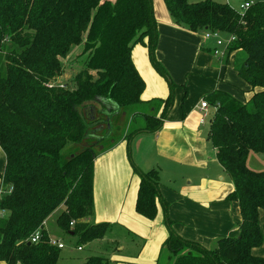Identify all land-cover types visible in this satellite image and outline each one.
<instances>
[{
    "label": "trees",
    "instance_id": "obj_1",
    "mask_svg": "<svg viewBox=\"0 0 264 264\" xmlns=\"http://www.w3.org/2000/svg\"><path fill=\"white\" fill-rule=\"evenodd\" d=\"M163 1L180 28L234 36L224 58L234 51L246 54L236 71L252 97L243 101L222 88L204 97L217 107L207 139L231 177L234 190L227 199L238 202L242 220L236 235L220 237L210 248L182 237L168 215L158 169L135 166L140 176L136 211L152 220L158 201L162 204L168 264H264V256L253 253L264 241V170L248 164L252 151L264 154V0L240 9L214 0ZM158 41L153 0H0V147L6 156L0 172V262L58 264L61 248L51 244L46 228L58 209L57 226L79 235L80 243L105 235L108 222L88 220L94 214L95 147L111 135L120 111L155 100L142 98L146 81L133 60L138 43L165 76L169 95L161 100L159 115L135 112L145 125L128 141L162 129L177 83L157 57ZM81 43L88 56L84 68L70 85L57 83L63 59ZM37 232L40 239L32 242ZM110 263L91 256L79 264Z\"/></svg>",
    "mask_w": 264,
    "mask_h": 264
},
{
    "label": "crops",
    "instance_id": "obj_2",
    "mask_svg": "<svg viewBox=\"0 0 264 264\" xmlns=\"http://www.w3.org/2000/svg\"><path fill=\"white\" fill-rule=\"evenodd\" d=\"M229 4L236 9H240L243 5ZM157 20L160 31L157 46L158 59L177 81H184L185 76L189 79L193 71L198 70L201 62L199 46L204 47V44L200 45L197 39L198 33L174 25L167 8L162 14V19ZM206 41L213 42L212 47H214L213 40ZM231 54L225 58H216L222 61L220 68L224 62L227 63V68L234 64L235 59L233 61L230 59ZM133 60L146 81L142 98L145 101L153 98L160 100L159 115L164 107L161 100L169 95V85L167 87L165 82L154 75L150 68L151 61L147 47L140 43L135 44ZM243 60L244 58L240 63ZM209 78V82L203 88L204 93L207 94L217 88L228 90L222 84V80L226 78V71L220 72L218 77L210 76ZM152 103L154 101L148 104ZM176 106L175 99L173 108ZM195 109L199 120L192 118V116L195 117V112L186 114L183 118H176L173 114V118L168 117L165 120L161 130L152 133L154 143L150 146L153 150L147 158H144V163H140V167L131 158L127 139L119 141L109 139L108 146L107 141L100 145L95 158L94 214L88 219L89 221L94 220L95 224L108 222L113 226L123 225L135 232L138 237L153 240L155 245L151 251L156 257V252L161 250V245L169 235L164 225V208L158 201V213L152 220L136 211L140 176L135 173L134 167L145 171L146 164H157L161 194L168 203V215L173 220V228L178 234L188 240L199 242L207 248L213 247L220 237L237 234L242 220L241 210L237 201L227 199L234 190V184L232 180L230 182L226 180L227 173L217 160L215 150L209 146L207 135L204 136L201 132L200 125L204 126L206 123L201 124L200 104L196 105ZM0 149L3 152V158L0 160V172H2L6 164V156L3 149L1 147ZM260 222L264 234V209L260 211ZM46 228L48 229L47 223ZM50 235L58 239L51 232ZM59 240L64 242L60 238ZM144 246L138 254L142 258L137 256L125 257V259L142 262L143 255L146 253ZM116 249L123 250L118 245ZM253 253L264 256V241L260 246L253 248ZM155 257L151 260L155 261ZM0 264L5 263L0 262Z\"/></svg>",
    "mask_w": 264,
    "mask_h": 264
},
{
    "label": "rangeland",
    "instance_id": "obj_3",
    "mask_svg": "<svg viewBox=\"0 0 264 264\" xmlns=\"http://www.w3.org/2000/svg\"><path fill=\"white\" fill-rule=\"evenodd\" d=\"M189 1L197 2L201 0ZM214 1L220 3H233L232 5H242L245 3L244 0H229L230 2L228 0ZM153 6L156 18L161 20L162 14L165 12L166 8L164 1L153 0ZM223 37L226 38L225 36ZM197 39L199 40L200 45L204 44V47L199 46V49H201V62L199 64L197 72L193 71L192 77H189V79H187V76H185L184 81H177L173 77L171 72L167 69V67L163 64L168 70L172 79L175 81V83H177V86L174 91L177 106L175 108H172L174 110L171 111V116H169L170 118H173V114L176 118H183L186 116V114H192L195 112V117L192 116V118H197L199 120V116L195 107L196 105L201 104L202 100L204 99V95H206V93L203 92V88L209 82L210 76L218 77L220 72L223 73L226 71V78L222 80V84L226 86L228 90H223L228 91L229 93L233 94L234 96L243 101H247L253 95V93L250 91V85L246 81H244L236 71L241 59L245 58L246 54L243 51L232 52V54L230 55V59L232 61L235 59L234 64L227 68V63L224 62L222 64V68H220L222 61H219L220 59H216L217 56H215L214 53L210 51V48L213 46V42L206 41L207 39L205 38V32L198 33ZM87 57V53L84 52V46L82 43L72 46L66 58L63 59L65 69L63 74L58 78L57 83L61 84L67 81L70 85V80L75 75V73L78 72L80 69L84 68L87 61ZM150 64V68H152L154 75L157 76L163 82H165L168 87V82L165 76L159 73L151 62ZM159 105L160 100L155 99L154 103L152 104L143 103L142 105H134L132 107L128 106L123 111H120L117 115L113 117V129L110 133L111 135L107 136L108 138L107 140L105 139V141L103 140L104 142H100L95 147V150L98 151L100 145L106 143V141L108 142L106 143V145L108 146L110 144L109 139H116L118 141L127 139V146H129L131 158L134 160V163H136L138 166L141 162L144 163V158H147L153 150L151 148L154 143L152 133H137L131 138L130 142L128 141V135H130L133 130L141 128L145 125L144 118L141 115H138L136 117L135 112L139 113L142 111L146 113L158 114ZM200 127L201 132H203V135H207V131L210 128L209 119L207 120L204 126L200 125ZM209 146L213 148L211 143H209ZM73 147L74 146H72V144L68 146L64 150L63 156L66 157L68 153L72 151ZM2 154L3 152L0 149V160H2L3 158ZM248 164L254 170L263 171L264 154L252 151L249 154ZM145 167L146 171L154 167L157 168L158 166L157 164H146ZM225 177L226 180L230 182L231 177L228 174L225 175ZM61 211L62 209H58L49 218L47 222V227L50 230L51 234L58 239H62L66 244L65 248H61V255L58 264H79L86 261L91 256L105 257L110 260V264H168L169 251L165 247L163 248L164 242L161 245V250H159V252H156L157 254L155 257L153 252L151 251L153 245H155V242H153V240H147V238L138 237L135 232L119 224H116L115 226L108 225L105 229V235L102 238L100 237L86 244H82L80 243L79 235L72 234L69 231H65L57 226L56 220L60 215ZM1 213L2 212H0V214ZM92 222L94 223V220H92ZM164 225L165 228H167L165 223ZM146 244L148 245L146 246ZM79 245H82L83 249L79 250ZM117 245L122 247L123 250H117ZM143 246L144 248L146 247V253L143 255L142 262H136L131 259H125V257H137ZM154 257L155 261L151 260L154 259ZM137 258H142V256L139 255ZM112 259H116L117 261Z\"/></svg>",
    "mask_w": 264,
    "mask_h": 264
},
{
    "label": "built area",
    "instance_id": "obj_4",
    "mask_svg": "<svg viewBox=\"0 0 264 264\" xmlns=\"http://www.w3.org/2000/svg\"><path fill=\"white\" fill-rule=\"evenodd\" d=\"M254 2L253 1H246L242 7L248 8L250 7ZM205 38L208 40H213L215 45L213 47L214 55L217 57H224L226 55V52L229 48L230 42L235 39L234 36L224 38L223 35L217 31H206L205 32ZM217 107H213L209 104V102L205 99L202 100L200 104V111H201V124H205L208 119H210L214 115ZM73 224V222H72ZM40 239V233L37 232L31 237L32 242H37ZM50 242L52 245H56L60 248L65 247V243L60 241L59 239L51 238ZM78 249H83V246H78Z\"/></svg>",
    "mask_w": 264,
    "mask_h": 264
}]
</instances>
